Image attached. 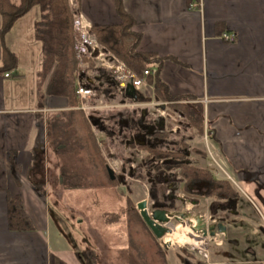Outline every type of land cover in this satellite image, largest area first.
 <instances>
[{"label": "crops", "instance_id": "crops-1", "mask_svg": "<svg viewBox=\"0 0 264 264\" xmlns=\"http://www.w3.org/2000/svg\"><path fill=\"white\" fill-rule=\"evenodd\" d=\"M123 4L136 22L133 30L142 35L137 50L158 58L150 63L154 69L166 58L160 78L170 93L204 107L210 138L208 145L193 140L201 155H196L197 163L207 166L206 147L213 149L228 174L218 177L228 180L238 194L222 209L219 205L225 203H215L221 209L222 245L211 248L210 261L179 248L171 262L169 250L163 249L168 264H186L187 256L196 264H264V0ZM77 6L91 28L123 23L115 0H80ZM40 18L39 7H33L15 22L4 43L0 36V67L4 46L17 59L16 67L0 75V264H80L75 252L52 246L48 151L53 144L48 128L56 119L71 125V111L80 116L82 108L76 104L78 96L72 101L55 91L54 68L46 70L43 45L35 33ZM224 34L235 35L236 41H226ZM77 122L87 136L82 142L90 141L87 123ZM34 154L42 159L40 164ZM34 182L43 184L44 195ZM15 198L21 199L34 231L11 229L9 201Z\"/></svg>", "mask_w": 264, "mask_h": 264}, {"label": "trees", "instance_id": "trees-1", "mask_svg": "<svg viewBox=\"0 0 264 264\" xmlns=\"http://www.w3.org/2000/svg\"><path fill=\"white\" fill-rule=\"evenodd\" d=\"M76 1L79 3L80 0ZM115 3L117 13L123 21L122 25L95 26L91 30L92 35L100 45L106 50L113 52L139 76L145 77L144 72L150 70V75L145 78L148 84L153 87L154 100L167 103L174 112L182 117L184 131L191 129V131H196L195 134L203 136L205 132L204 107L199 102L192 101L189 97L176 96L170 93L169 87L160 78L161 64L166 58L159 59L156 69L150 66V63L158 58L152 54L140 53L137 50L142 35L133 30L136 22L126 11L123 0H115ZM33 7H39L41 11V18L36 22L35 33L37 39L43 45L44 66L47 71L54 68L52 84L54 81L55 91L58 94L69 97L73 101L77 98V89L80 81L79 79L77 80V68L80 62L75 50L74 30L75 15L81 13L80 7L77 6V8H74L71 5V0H18L17 2L13 0H0V15L2 18L0 36L2 43H4L6 34L13 28L15 22ZM3 57L4 65L0 67V75L10 71L17 64L16 55L5 46ZM91 61V59L85 60L88 68L82 75V78L90 77L94 70L105 75V71L95 69ZM95 89L100 96L106 98L117 97L126 102L133 100L150 101V99L145 98L140 92H136L135 97L128 96L129 94L125 92L120 94L116 88V84L110 81L97 84ZM76 104L79 105L78 99H76ZM70 116L71 125H62L59 122L60 120L56 119L52 126H50V129L48 128V136L54 147H57L59 150V147H62V150H68V152H72L71 146L73 143L82 139L80 136L82 133L81 127L77 125V121L80 120L82 122V114L79 116L78 113L71 111ZM129 120V128L136 129L140 119L131 115ZM112 121H117V118L107 115V117L100 119L97 126L101 124L100 128L102 133L113 139L112 144L121 153L122 158L124 157L123 159L128 165H130L131 160H128L126 157L129 152H126V156L124 155L126 147H129L130 152L136 149L146 153L144 159L138 162L134 178L142 181H146L149 178L153 179L150 183V197L155 203L164 204L167 191V183H160L155 177L161 172H170L173 170H179L181 180L184 182V191L188 195L212 198L214 201L222 203L238 199V194L228 180L219 179L210 169L198 168L190 162L188 153L191 142L185 139L183 136L184 132L175 135H171L169 132L165 134L147 135V143L140 145L130 142L129 135L125 133V129H122L121 125L118 124L121 128L120 131L110 127L109 123ZM84 122L86 121L84 120ZM89 125L87 124L89 142L90 144L92 143L94 154L103 169L107 171L108 165L96 141L92 126ZM82 151L87 152L85 142H82ZM41 160L40 156L34 154L35 162L40 164ZM61 177L67 187L81 188L79 185H71V179L79 178L77 173L63 169ZM109 179L116 187L121 186L118 178L112 181L109 176ZM34 187L42 195L45 194V188L42 183L34 182ZM129 202L128 204H130ZM128 209L127 212L130 213L131 210ZM118 216L119 214L116 216V214L112 213L110 219L117 218ZM9 221L10 227L14 231L35 230L19 198L9 201ZM146 227L148 228L147 225ZM148 230L151 233L149 228ZM151 234L153 235V233ZM162 251L164 252L162 254L165 255L163 248ZM75 255L80 264H99V255L92 248L75 252ZM187 257L190 261H187L186 264H196L194 260L191 261L189 259L192 258L191 256Z\"/></svg>", "mask_w": 264, "mask_h": 264}, {"label": "rangeland", "instance_id": "rangeland-1", "mask_svg": "<svg viewBox=\"0 0 264 264\" xmlns=\"http://www.w3.org/2000/svg\"><path fill=\"white\" fill-rule=\"evenodd\" d=\"M74 1L72 2L77 8V3ZM106 51L111 55H115L113 52ZM91 62L97 69L96 62ZM77 69V80L82 81L83 69L79 65ZM104 74L98 80V84L107 81L113 82L112 77L106 71ZM97 75L99 77L101 73L98 72ZM136 92H141L144 97L148 95L152 98L153 96L150 88L140 91L135 90L134 92L129 91L128 96L134 97ZM125 93H127L126 90ZM78 101L79 106L82 108V120L92 126L96 141L103 153V158L112 171L116 169V165L124 161V157L121 158V153L117 149V152L113 151L114 154L112 153L113 145H111L110 139L102 133L101 124L97 126L102 117L105 118L107 115L110 117L116 116L120 122L125 124L127 122L126 114L136 112L142 118H147V122L152 123L151 127H147V130L151 131L164 129L165 124L173 126L176 123L175 114L173 115V113L167 111L165 105H161V103L136 105L132 110L117 109L116 106H121L120 102L123 100L117 97L106 98L96 93L95 98L92 97L87 101L88 106L93 107L89 111L83 109L80 99ZM112 107L114 108L111 109ZM79 127L82 130L81 123H79ZM195 132L188 134L192 135ZM132 133L130 135H132L133 141L139 144L144 142L143 135ZM80 136L81 138L85 136L83 130ZM203 139L202 137L193 138L194 143L206 142L208 145V142ZM77 141L71 146L72 152L62 150V147L57 150V147L53 145V149L51 146L48 151L49 163L51 164V172L48 175L50 185L48 189V210L53 223L52 229L54 232L51 241L55 250L73 253L92 248L99 255V264H168V259L163 255L162 248L169 250L171 262L174 260L172 257L175 251L184 248L193 252L198 260L205 261L197 247L201 246L199 238L192 232H195L193 225L197 219L202 215L209 214L211 205L209 201L199 200L200 205L194 207L193 203L187 200L179 212L171 211L170 214L173 219L170 223V229L173 230V233H168L162 240H159L153 236L154 234H151V230V233L149 232V227H146L147 224L141 217L137 207L139 202L147 200L148 210L152 212L153 203L149 198V185L144 184L141 180L133 179L129 169L124 166L123 170L113 172V174H121V180L124 183L122 186L116 187L110 182L109 174L103 169L94 154L90 142H85L87 149V152H85L82 151V139ZM206 149L208 150L207 147ZM210 150L214 152L213 149L210 148ZM133 151L137 150L134 149ZM126 152L124 150L125 156ZM139 156L142 157L143 153H139ZM192 158L195 157L192 156ZM209 161L212 162L211 159ZM63 169L78 174L79 178L70 181L72 186L79 185L81 188H69L63 183L61 177ZM214 170L218 171L215 167ZM128 201H130V204H128ZM128 208L131 210L130 213L127 212ZM112 213L116 216L119 214L120 217L110 219ZM179 226L183 232L189 231L190 235L180 239L174 230ZM212 245L215 246V243H212Z\"/></svg>", "mask_w": 264, "mask_h": 264}, {"label": "flooded vegetation", "instance_id": "flooded-vegetation-1", "mask_svg": "<svg viewBox=\"0 0 264 264\" xmlns=\"http://www.w3.org/2000/svg\"><path fill=\"white\" fill-rule=\"evenodd\" d=\"M103 76H104L103 74L100 75V77H103ZM152 95H153L152 98L145 96V98L150 99V101H140V100L139 101L134 100V101H129V102L128 101L127 102L121 101L120 102L121 106L117 107V109L132 110L134 107H136V105L151 104V103L154 104V102L155 103H161V105H165L164 107L166 108L167 111H169L170 113H173V115L175 114L176 123L173 126H168L165 124L164 129L162 128L161 130H156V131L147 130V127H149V126L151 127L152 123L150 121L147 122L148 121L147 118H142L141 116L137 115L136 112H129L126 114L127 122L125 124L120 122L119 119L116 116H114L115 118H117V121L110 122L109 126L120 131L121 128H120V126H118V124L121 125L122 129H125V133L129 135L130 142H133L134 144H139V143L133 141L131 138L132 135H130V134L132 132H135L136 135H143L144 136V142L140 143V145H145L147 143V139H146L147 135L165 134L168 132L171 135H175V134H178L180 132H184L183 136L185 137V139H187L188 141L191 142V147H190V150L188 153L189 158H190V162L192 164H194L195 166H197L198 168L210 169L217 178H219L218 177L219 175L220 176H227V174H223L220 171L214 170V166L210 165L211 162L208 163L207 166H202V165L197 163V160L196 161L194 160V159H196V155H200V151L192 146L193 145V138H195V136L193 135L194 133L192 135L188 134L191 132V129H186L184 131V127L182 124V122H183L182 117L178 113L174 112L173 109L167 105V103L158 102V101L154 100V90H153ZM118 111H122V110H118ZM131 115H134V117H138L140 119L138 122V127L136 129L135 128L134 129L129 128V121H130L129 119H130ZM207 125L208 124L206 123V126ZM206 130L208 132V137L210 138V130L205 128V132H206ZM130 131H132V132L129 134ZM204 136L205 135H203V137ZM107 137L110 139L111 145H113L112 144L113 139L110 138L108 135H107ZM116 149L117 148L113 145L112 146V153L113 154H114V152H117ZM125 151L129 152V154L126 157L128 160H131L130 165H128L127 162L123 159L124 161L121 164L116 165L117 167H116V169H113V171L111 168H109V166L107 168V171H108L109 176L111 177V180L114 181L115 179L118 178L120 180L121 186L124 184L121 180V177H122L121 174H119V173L113 174V172L114 171H116V172L121 171V170H123L124 166H126L129 169V173H131V177H133V179H135L134 175L136 174V171H137L138 162L142 161L146 155L145 152L140 151V150L130 152L129 147H126ZM135 152H136V154H135ZM139 153H143V156L140 157ZM207 154L209 156V159H211L210 152L208 150H207ZM138 156H139V158H138ZM192 156H194L195 158L193 159ZM202 156L205 159L207 158V156L205 154ZM224 168H225V166H224ZM109 170L112 171L114 179H112V176L110 175ZM225 170H226V168H225ZM226 173H227V170H226ZM116 176H118V177H116ZM155 179L157 181H159L160 183H163V184L167 183L166 184L167 185V191L165 194V203L164 204L155 203L154 201H152V199L150 197V186H151L150 183L152 182L153 179L149 178L146 181H143L144 184L149 185V188H148L149 198H150L151 202L153 203L152 212H149L148 202H147V200H143V201L147 202V208L146 209H147L148 214L150 216H152L153 212L155 210H158V209L166 210L169 213L171 211L179 212L181 210L182 205L187 200L190 201L191 203H193L194 207H198V205H200V203L198 202L199 200H205V201L210 200L209 203H211V205L209 204L210 205L209 214L208 215H202L199 219H197V221L194 224L195 226L193 225V229L195 230V232L193 231L192 233L199 238L200 244L203 247H206L208 249L209 254H210L211 248L213 247L212 243H215V245H222V240L220 239V236H219V235H221V233L219 232L218 226L220 225L221 221H220V217L218 216V212H220V210L222 208H224V206H229V203H232V200H231V202L227 201V202H225V204H220L219 208H221V209H217L216 207H218V205L215 204L216 201H214V199H212V198L196 197L195 195H188L184 191V182L181 180V177L179 175V170H173L170 172H161L160 174H158L155 177ZM219 179H221V178H219ZM135 180H138V179H135ZM174 192L177 194H175ZM172 219L173 218L170 219V222L168 224L162 225L165 228H167L168 230H170L171 231L170 233H173V230L170 229V223H171ZM197 222L199 223V225ZM213 226H215V229H213ZM211 232H214L215 235H211ZM209 261H210V259H209Z\"/></svg>", "mask_w": 264, "mask_h": 264}, {"label": "built area", "instance_id": "built-area-1", "mask_svg": "<svg viewBox=\"0 0 264 264\" xmlns=\"http://www.w3.org/2000/svg\"><path fill=\"white\" fill-rule=\"evenodd\" d=\"M74 30H75V50L77 58L80 62L79 66L82 67V75L86 72L88 66L85 63L86 59H91L96 62L97 69H104L109 76L112 77L113 82L116 84V88L120 94H123L128 87H132L136 91H140L146 88H151V85L148 84L146 76L150 75V70L144 72L145 77L139 76L133 70H131L122 60H120L115 55L107 53L102 45L96 40L92 35V28L84 23L83 16L80 14L75 15L74 21ZM223 38L233 43L236 41L235 35L224 34ZM86 69V70H85ZM98 71H93L91 76L88 78H82V81H79L77 96L82 102L84 110H91L93 107L88 106V100L96 96L95 86L98 84ZM152 89V88H151ZM112 107L111 109H113ZM117 108V106H116ZM205 140L208 142V132H205ZM210 156L212 159L211 166H214L218 171L223 174H227L223 164L219 161L218 156L210 150ZM228 176V174H227ZM201 251L200 254L205 261H209L210 254L206 247L197 246Z\"/></svg>", "mask_w": 264, "mask_h": 264}, {"label": "water", "instance_id": "water-1", "mask_svg": "<svg viewBox=\"0 0 264 264\" xmlns=\"http://www.w3.org/2000/svg\"><path fill=\"white\" fill-rule=\"evenodd\" d=\"M126 91L128 93L129 91L134 92L135 90L132 87H128ZM109 173L112 176V179H114L111 170H109ZM137 207L140 211L141 217L157 239L162 240L168 233L171 232L170 230L162 226L163 224H168L170 222V219L172 218V215L168 211L158 209L153 212L152 216H150L146 209V201L139 202ZM218 227L220 230H222L221 225H219ZM213 229H215V226H213ZM211 235H215L214 232H211Z\"/></svg>", "mask_w": 264, "mask_h": 264}, {"label": "bare ground", "instance_id": "bare-ground-1", "mask_svg": "<svg viewBox=\"0 0 264 264\" xmlns=\"http://www.w3.org/2000/svg\"><path fill=\"white\" fill-rule=\"evenodd\" d=\"M174 230L180 239H184L187 235H190L189 231L183 232L180 226L175 228Z\"/></svg>", "mask_w": 264, "mask_h": 264}]
</instances>
